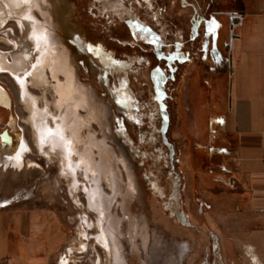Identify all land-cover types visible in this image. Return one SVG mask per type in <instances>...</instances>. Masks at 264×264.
<instances>
[{
	"label": "rangeland",
	"instance_id": "1",
	"mask_svg": "<svg viewBox=\"0 0 264 264\" xmlns=\"http://www.w3.org/2000/svg\"><path fill=\"white\" fill-rule=\"evenodd\" d=\"M261 1L47 0L41 6L49 23L35 9L49 37L69 49L75 83L98 114L83 130L84 142L93 134L99 146L97 172L88 175L77 156L75 169L64 163L61 141L54 140L51 154L35 143L33 124L41 116L31 102L50 110L52 127L64 108L51 71L30 74L41 55L32 22L0 26V55L12 62L29 55L26 75L0 72L12 102L0 110V215L29 211L52 226L58 239L48 251L51 264H251L231 232L245 194L231 159L228 92L238 46L231 23L239 34ZM17 131L28 145L21 168L2 161L1 136L10 134L14 151ZM105 150L110 187L103 179ZM98 218L109 261L98 243Z\"/></svg>",
	"mask_w": 264,
	"mask_h": 264
},
{
	"label": "crops",
	"instance_id": "2",
	"mask_svg": "<svg viewBox=\"0 0 264 264\" xmlns=\"http://www.w3.org/2000/svg\"><path fill=\"white\" fill-rule=\"evenodd\" d=\"M247 12L231 61L227 124L234 138L233 156L245 194L242 214L231 228L233 246L251 264H264V0ZM231 74V75H230ZM52 226L41 225L29 211L0 215V264H51L48 251L58 238Z\"/></svg>",
	"mask_w": 264,
	"mask_h": 264
},
{
	"label": "bare ground",
	"instance_id": "3",
	"mask_svg": "<svg viewBox=\"0 0 264 264\" xmlns=\"http://www.w3.org/2000/svg\"><path fill=\"white\" fill-rule=\"evenodd\" d=\"M2 1L3 3L0 5V26L5 25L12 19L17 20L19 23L32 22L34 26V32L32 35L36 40V48H39L41 50V55L37 63L33 66L34 72L30 73L32 74V78L33 76L37 77L44 75L45 71L48 68L51 71L52 78H54L58 82V108L60 110L61 108L64 109L63 112H61V114L55 119L54 127H52L47 121L48 115H51L50 110L48 108H46L45 110H41L36 107V105H34V102H31V106L38 111V116H41L37 120L34 119L36 120L33 124L36 128V132L34 135L35 143L45 152L50 151L51 154L53 150H51L50 147L52 146L51 144L54 143V140L61 141L65 152V155H63L64 163H69L70 166L75 169L73 160L77 156V161L80 164L79 167L84 169L85 174H95L97 172V167L95 166L97 165H95L93 153L94 149L98 148L99 146L95 142L93 134H90V138L88 139V141L84 142L83 130L92 126L93 121H96L98 119V114L95 113V110L88 103V95L85 91V87L82 86L83 89H79L75 83V71L70 60L69 49L63 44L60 39H55L51 36L49 37L44 24H42L36 17L35 9L39 10L42 13L43 17L45 18V23H49V16L42 10L41 6L42 3H47V0ZM48 43L49 45H46ZM26 52L27 50L23 52V54L18 55L16 58H14L13 62L11 60H7L3 55H0V72L11 73L19 78L26 75L27 72L24 71L25 68L23 66L26 61L25 59L29 57ZM53 53L56 56V60L53 58ZM76 93H79V95H75ZM11 106L12 102L8 91H6L5 88L0 85V109H4L5 111H7L11 109ZM81 110L87 111V115H83ZM9 125L13 128L14 117L10 118ZM2 139L4 147H6L2 155L3 163L6 166L11 165L13 167L21 168V166L23 165L21 153L24 146L28 147L27 141L25 140V138H22L21 134H19V132L17 131L18 145L17 148L13 151V140L10 134L6 132L4 135H2ZM81 147H83V151L79 152V148ZM103 155L105 156V158H103L102 156L101 160V162H103V164L105 165L103 179L107 183L108 187H110L111 170L109 167L110 165H107V158L109 156L108 150H105L103 152ZM122 162H124L123 159ZM97 221L98 222L95 223V226L100 230L101 234V238H98V243L102 248H104L105 255L107 257V260L109 261V256L111 257V246L109 245V238L106 234V231L100 224L101 220L98 218ZM82 233L85 237L86 234L83 228ZM80 248L81 247H78V249ZM71 251H73V248Z\"/></svg>",
	"mask_w": 264,
	"mask_h": 264
},
{
	"label": "water",
	"instance_id": "4",
	"mask_svg": "<svg viewBox=\"0 0 264 264\" xmlns=\"http://www.w3.org/2000/svg\"><path fill=\"white\" fill-rule=\"evenodd\" d=\"M236 17V15H232V18ZM235 25L233 23H231V30H232V33H231V36H232V40L234 39L235 35L233 34V29H234ZM231 70V69H230Z\"/></svg>",
	"mask_w": 264,
	"mask_h": 264
},
{
	"label": "flooded vegetation",
	"instance_id": "5",
	"mask_svg": "<svg viewBox=\"0 0 264 264\" xmlns=\"http://www.w3.org/2000/svg\"><path fill=\"white\" fill-rule=\"evenodd\" d=\"M0 110L4 111V109H0ZM1 137H2V136H1Z\"/></svg>",
	"mask_w": 264,
	"mask_h": 264
}]
</instances>
